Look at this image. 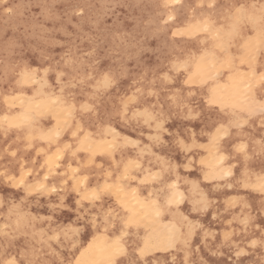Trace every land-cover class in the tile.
<instances>
[{
	"label": "bare ground",
	"instance_id": "bare-ground-1",
	"mask_svg": "<svg viewBox=\"0 0 264 264\" xmlns=\"http://www.w3.org/2000/svg\"><path fill=\"white\" fill-rule=\"evenodd\" d=\"M25 2V8H21L19 0H12L20 28L15 27L14 21L0 23L2 133L26 156L28 149L57 125L53 112L47 119L44 112L37 115L29 111V104L45 96L60 95L64 105L71 103L75 111L71 126L61 130L57 125L61 133L58 145L68 142L79 123L78 132L88 138L86 147L101 153L103 173L133 174L143 182L151 181L145 193L139 194L134 186L127 189L118 181L109 184L112 181L107 179L106 188L113 187L121 202L118 203L120 209L129 207V200H133L136 202L134 210L141 205L150 206L154 214L158 211L160 215H155V222L150 226L133 223L141 227L138 238L124 233L118 236V227L107 226L109 237L103 234L104 240L100 242L97 237L101 235L96 229L89 237L83 235L89 212L85 214L80 208L79 214L84 219H78L77 208L68 203L67 190L62 195L29 197L20 205L21 214L51 217V221L45 219L35 225L49 232L53 228H65L67 224L82 228L79 246L73 253L77 258L84 253L86 261L91 258L90 245H95V256H106L109 246L116 241L123 255L115 259L114 264H142L136 256L137 250L141 243L144 246L153 242V228L168 233L169 227L175 226L179 229V241H183L187 238V226L199 224L187 248L177 241V234L170 233L175 242L174 250L156 260L184 264L187 252L188 264L200 261L204 264H264V193L256 190V182L264 177V143L253 141L250 124L237 131L229 125L233 115L244 114L232 100L239 88L240 74L246 76L251 72L249 88L264 75V42H259V34L264 32V15L252 10L254 4L258 7V0ZM241 8L245 11L238 13L237 9ZM159 20L164 25L159 27ZM117 35L123 36L129 45L127 49L121 47L119 58L110 55ZM215 43L225 49L226 55L240 60L238 69L228 64L234 70L227 71L225 82L213 78L225 59H214L211 70L207 59L201 60L205 53L214 55ZM88 52L92 53L91 57L84 55ZM69 58L73 63L63 67ZM195 65H200L197 72ZM46 67L50 85H54L55 73L62 70L65 73L62 82L72 78L75 87L61 94L56 87L41 89L39 84L32 83L31 75L25 77V73L35 71L39 80ZM262 85L264 92V82ZM189 92L194 93L191 98L187 96ZM259 97L264 101V96ZM183 103L188 107H182ZM81 109L87 111L82 114ZM189 115L196 117L195 120L186 118ZM212 122L221 123L220 129L228 132L223 140L227 142L217 152L210 151L202 157L201 144L210 132L206 126ZM225 144L230 149L240 146L241 151L231 152ZM244 149L246 155H242ZM48 154L49 150L43 157ZM85 157L89 158V154ZM49 163L57 171L53 166L56 161L49 160ZM67 166L70 176L76 178V166L71 159ZM226 172L230 175H225ZM223 176H229V185L231 183L246 198L249 212L242 210V203L231 205L228 191L224 199L216 195L214 183ZM88 179L81 181L82 188L76 187L79 197L100 195L98 189L93 188L96 177L92 175L91 180ZM42 185L44 191L53 189ZM247 188H254L258 193L251 197L244 192ZM61 196L64 197L62 205ZM21 197L23 195L3 197L5 212L10 199L18 203ZM101 203L100 200L96 206L100 207ZM49 204L61 206L53 211ZM205 207L206 211L201 212ZM65 215L69 216V221H63ZM240 220L247 222L248 231L236 227ZM1 222L6 223L4 218ZM254 224L259 225L257 230ZM229 227L235 231H229ZM205 232L214 235L205 236ZM254 239L259 245L253 249L247 244ZM241 250L246 254L239 258L235 253ZM172 256L175 260H171Z\"/></svg>",
	"mask_w": 264,
	"mask_h": 264
},
{
	"label": "clouds",
	"instance_id": "clouds-1",
	"mask_svg": "<svg viewBox=\"0 0 264 264\" xmlns=\"http://www.w3.org/2000/svg\"><path fill=\"white\" fill-rule=\"evenodd\" d=\"M252 10L258 11L260 15H264V0H258V7L254 4ZM245 10L243 8L237 9L238 13H243ZM259 42H264V32L259 34ZM115 47L110 53L111 56L119 58L121 55V47L124 49L128 48V43H126L123 36L117 35L114 40ZM217 47H220L217 45ZM224 48H221V51H224ZM84 55L91 57L92 53L88 52ZM207 59L209 69H212L214 63V55L212 53H205L201 60ZM81 62L83 59L81 58ZM227 60L221 67L227 64ZM73 61L69 58L64 61L63 67H70ZM219 70L218 68L216 69ZM49 75V69L46 67L43 70V73L40 75L39 80L36 79L35 71L31 74L32 83L39 84L41 89L56 87L59 90V93H64L66 89L74 88L75 84L72 83V78H69L67 82H62V79L65 77L64 71H57L55 73V82L54 85H50L47 79ZM261 80H264V75L260 77ZM251 80V72L246 76L240 74L239 79V88L236 93L232 96L233 103L241 108V111L246 112L248 119L257 118L260 122V126L264 127V101L260 103H255L252 101L251 97L248 95L249 92V81ZM223 87V86H222ZM227 91V89H226ZM194 93L189 92L187 94L188 98H191ZM176 101L173 99V104ZM251 103V108H248L247 105ZM182 107H188L187 103H183ZM29 111L36 113L37 115L42 114L46 111H51L55 114L56 124L64 130L66 127L71 126V120L73 118V112L75 111L71 103L67 107L62 102L60 95L55 97L45 96L43 99L37 100L35 103L29 104ZM87 109H81L83 114ZM191 112V110H189ZM190 118L195 120L196 117L189 115ZM123 119V116H121ZM247 123V120L240 121V126ZM10 126V125H9ZM4 130V125L0 123V131ZM80 130L79 123H77V128L73 131L72 135L75 136ZM30 146V145H29ZM39 154V153H38ZM30 173L21 172V175L18 179H13L11 176L7 178L0 179V184L11 187L13 190H22L24 195L21 197V200L18 203H13L11 199L8 202V207L6 212H0V217H3L6 223H0V264H114V261L119 256L123 255L121 251L122 248L119 247L118 242L114 241L112 245L109 246V253L106 256H95L94 249L95 245H90L88 248V255L91 257L89 260H85L84 253H81L80 257L73 260L69 257L68 260L64 258L62 253L67 251L72 253L79 246V234L83 231L82 228H74L72 226H67L59 230L53 228L49 232L46 229H37L36 224L43 222L45 219L51 221V217L40 216H27L21 214L20 205L28 201L29 197L32 196H49L54 193L55 189H48L47 191L43 190V185H26L25 181L27 176ZM3 177V173H0V178ZM256 190L264 193V177H261L256 182ZM103 190H101L102 192ZM64 197H60L61 205L63 204ZM101 200V195H95L94 197H84L76 200L77 205V218L80 220L84 219L83 215L79 214V209L83 207L84 203L88 204V208L84 209L85 214H87L93 207H96L97 202ZM135 201L129 200V208L135 206ZM61 205H51L48 207L50 210H55ZM4 198L0 196V209L4 208ZM246 207V205H245ZM201 212L206 211V207L200 210ZM135 222L141 223L143 225H152L155 222V214L150 206L141 205L135 209ZM109 217L115 219L112 211H101V208L96 207V214L90 216L88 223L91 224L93 230H95L98 225L96 223L97 219L100 218L103 224H106L108 227H111V224L108 223ZM127 226V222L125 224ZM200 227L199 224L187 226V238L183 241H179L178 233L179 229L175 226H170L168 233H162L156 228L152 229L153 242L145 243L142 251H139L138 255L142 264H147L145 257L154 256L156 252L167 253L175 248V242L170 238V233L177 234V241L181 242L184 248L188 247L189 242L191 241L195 230ZM103 231V229H102ZM205 236L214 235V233H204ZM104 237L98 236L97 241L102 242ZM20 241V243H17ZM203 242V241H202ZM237 257L245 255L242 250L235 253ZM189 254L186 252L184 256V264H188ZM171 260H175V257L172 256ZM151 264H165L161 259L157 261L153 259ZM199 264H204L203 261H200Z\"/></svg>",
	"mask_w": 264,
	"mask_h": 264
},
{
	"label": "rangeland",
	"instance_id": "rangeland-1",
	"mask_svg": "<svg viewBox=\"0 0 264 264\" xmlns=\"http://www.w3.org/2000/svg\"><path fill=\"white\" fill-rule=\"evenodd\" d=\"M18 1V0H17ZM20 7L25 8V5L27 2L25 0H19ZM12 5V0H0V23H8L11 21H14L15 27L18 29L20 28V20L18 15L14 13ZM153 21H156L154 17H151ZM158 25H164V22L158 21ZM219 45L218 43H215L214 45V57L215 60H220L224 62L227 60V64L223 67L220 66V69L217 73H213V78L217 79L218 82L224 81L225 82V76L227 74V71L232 69L229 67V63H231L233 66H235V69L239 67L240 60L238 58H233L230 55L225 54V50L221 51V46L217 47ZM200 65H195L194 70L199 71ZM234 70V69H232ZM217 82V83H218ZM264 80H256L254 82V87L249 88L248 95L251 97L252 101L255 103H260L262 100L260 99L259 95L264 96V92H262ZM262 86V87H261ZM251 105V103H250ZM252 106V105H251ZM51 111L44 112V115L48 116ZM52 117V116H51ZM50 117V118H51ZM247 120V123L240 126V121ZM216 121V120H215ZM214 121V122H215ZM2 121L0 120V123ZM209 123L206 126V129H209V135L206 136L201 144V148L203 151V156L206 157L210 151L214 152L220 149V146L223 145V143L227 141H223L226 139V135L228 132H224L220 129L221 123ZM214 123V124H213ZM213 124V125H212ZM247 124H250V127L252 129V136L253 141L256 143H264V127L260 126V122L257 118L248 119L246 112L242 114L241 116L233 115L232 116V123L230 122V127L237 131V129H242L245 127H248ZM53 125V123H52ZM212 125V126H211ZM45 128H43L44 130ZM60 129L57 125H53L52 129L48 130L46 133L43 134V137L38 141L35 142L32 146V148L28 149L29 153L26 156H23L19 148H15L16 145L14 144L13 140L8 138L7 136H4L2 131H0V173H3V178H7L11 176L13 179H18L21 175V172L30 173L27 176V179L25 181L26 185H40L45 184L49 187H52L56 191L55 194L62 195L66 190L69 191V198L68 203L71 204L74 209L77 208L76 200L80 199L78 192L76 191V187L82 188L81 181L84 179L91 180V176L94 175L96 177L95 179V185L93 188H97L98 192L101 195V201L102 205L99 207L101 208V211H112L113 215L115 216V219L113 220L112 217H109L108 223L111 224V227H108L112 229L113 227H118L117 230L118 236H123L122 233L132 235L135 238H138L140 236L141 227L133 225V222H130V220L135 219L134 213L135 210L133 208L129 207H123L120 209L118 203H121L115 196L113 187L106 188L107 183H104L107 179H110L112 182L109 184L115 183V181H118L121 185L127 186V189L134 186L133 188L137 189L139 194H144L145 190L148 188V186L151 185V181L147 180L145 182L141 181L137 175L128 174L119 176L118 174L112 175V174H105L100 169L103 165V159L101 157V153L94 151L93 147L87 148L85 145V142L87 141V136L84 133L77 132L75 136L72 135V133L68 137V142L65 143L64 146H59L58 142L61 140V133L59 132ZM75 131V130H74ZM116 133V130L113 132ZM229 141V140H228ZM235 141L243 144V142H240V140L235 138ZM234 141V142H235ZM243 141V140H242ZM227 148L231 152H240L241 147L238 146V149H230V146L228 144H225ZM49 150V154L46 158H44L45 152ZM39 153V154H38ZM89 154V158H86L85 156ZM246 149L244 151L242 150V155H246ZM60 155V156H59ZM88 157V156H87ZM93 159L94 161L90 162L87 159ZM69 159L75 164L77 176L76 178H73V176H70L69 170L70 168L67 166ZM49 160L50 161H56L53 166L57 168V171H54L51 166H49ZM100 167V168H99ZM87 173V175H86ZM48 176H45V175ZM88 176V177H87ZM84 178V179H82ZM44 179V181H43ZM229 176H223L218 178L214 183V190L216 195L220 196V199H224L223 195L226 191L228 193H231L229 199L231 202V205L236 204H243V211L249 212L250 204L246 203V198L242 196L239 191L235 190L234 187H232V184L229 185ZM101 190H103L101 192ZM244 192H248L250 196L252 197L254 194H257L256 190L254 188H247L244 189ZM0 193L3 194V197L5 196H16V195H24L22 190H13L11 187H8L6 185L0 184ZM0 194V196H1ZM169 195L166 193L167 198ZM91 197V196H87ZM230 205V206H231ZM246 205V207H245ZM97 207V206H96ZM96 207H93L89 213H88V220L91 215L96 214ZM83 209L88 208V204L84 203ZM233 208V206L231 207ZM0 212H5V209H0ZM72 217V216H70ZM3 217H0V223ZM63 221H69L70 218L68 215H65ZM87 220V226L85 228L84 236L89 237L90 233L93 232V228L91 227V224L88 223ZM97 221L101 222L100 218L97 219ZM127 222V226H125ZM69 223V222H68ZM102 223V222H101ZM238 225L236 226L240 230H247L248 225L245 221H238ZM71 226L67 224L65 227ZM107 225L104 227L98 224V227L95 231L99 233V235L106 234V237H109L110 231H108ZM253 227L257 230L259 228L258 224H254ZM103 229V231H102ZM128 230V231H123ZM229 231L234 232L235 228L229 227ZM248 231V230H247ZM139 233V234H138ZM117 239V237H114ZM257 241V242H256ZM82 242V241H81ZM255 242V243H254ZM257 239H254L252 242L249 241L247 244L248 247L256 248L259 243ZM143 243L140 244L138 250H137V258H139V251L143 248ZM162 253L158 254L155 253L154 256H148L145 257V261L151 262L153 259H156L158 256H161ZM66 260L71 257V259L75 260L77 257L75 256V253H66L63 255ZM244 255L239 256V258H242ZM118 259V258H116Z\"/></svg>",
	"mask_w": 264,
	"mask_h": 264
},
{
	"label": "snow or ice",
	"instance_id": "snow-or-ice-1",
	"mask_svg": "<svg viewBox=\"0 0 264 264\" xmlns=\"http://www.w3.org/2000/svg\"><path fill=\"white\" fill-rule=\"evenodd\" d=\"M30 75H31V74H29V73H25V77H29ZM106 83H107V81H106ZM225 175H230V172H226ZM155 215H156V216H159L160 213L157 211V212H155ZM130 222H133V223H134L135 221L130 220ZM121 251L123 252V249H121ZM140 251H142V249H141Z\"/></svg>",
	"mask_w": 264,
	"mask_h": 264
}]
</instances>
